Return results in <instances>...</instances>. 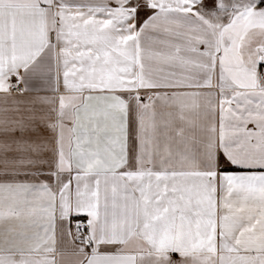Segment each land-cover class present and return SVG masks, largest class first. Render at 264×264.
<instances>
[{"label":"snow or ice","instance_id":"1","mask_svg":"<svg viewBox=\"0 0 264 264\" xmlns=\"http://www.w3.org/2000/svg\"><path fill=\"white\" fill-rule=\"evenodd\" d=\"M0 264H264V0H0Z\"/></svg>","mask_w":264,"mask_h":264}]
</instances>
